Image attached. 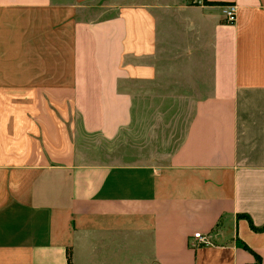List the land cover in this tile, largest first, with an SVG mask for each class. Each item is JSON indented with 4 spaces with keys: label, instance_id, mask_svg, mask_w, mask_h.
Segmentation results:
<instances>
[{
    "label": "crops",
    "instance_id": "1",
    "mask_svg": "<svg viewBox=\"0 0 264 264\" xmlns=\"http://www.w3.org/2000/svg\"><path fill=\"white\" fill-rule=\"evenodd\" d=\"M166 103L172 152L104 158ZM69 253L264 264V0H0V264Z\"/></svg>",
    "mask_w": 264,
    "mask_h": 264
},
{
    "label": "rangeland",
    "instance_id": "2",
    "mask_svg": "<svg viewBox=\"0 0 264 264\" xmlns=\"http://www.w3.org/2000/svg\"><path fill=\"white\" fill-rule=\"evenodd\" d=\"M153 109L164 112V116L141 118L136 123L135 134L130 135L129 139L122 136L117 146L105 145L106 160L127 162H138L146 158L154 160L156 158H151L152 156L174 150L185 128L186 119L181 117L182 113L179 112L181 108L175 103H166L164 107L156 105Z\"/></svg>",
    "mask_w": 264,
    "mask_h": 264
},
{
    "label": "built area",
    "instance_id": "3",
    "mask_svg": "<svg viewBox=\"0 0 264 264\" xmlns=\"http://www.w3.org/2000/svg\"><path fill=\"white\" fill-rule=\"evenodd\" d=\"M225 20L227 22L233 23L236 20V6L234 5H228L226 6L224 10ZM195 237L199 239L201 243H208L209 237L207 235H204L200 232H197L195 234Z\"/></svg>",
    "mask_w": 264,
    "mask_h": 264
},
{
    "label": "trees",
    "instance_id": "4",
    "mask_svg": "<svg viewBox=\"0 0 264 264\" xmlns=\"http://www.w3.org/2000/svg\"><path fill=\"white\" fill-rule=\"evenodd\" d=\"M207 2V1H206ZM69 264H72L71 254L69 253Z\"/></svg>",
    "mask_w": 264,
    "mask_h": 264
}]
</instances>
